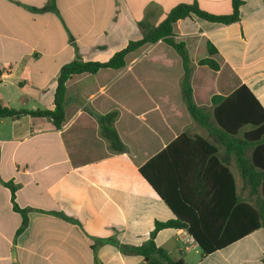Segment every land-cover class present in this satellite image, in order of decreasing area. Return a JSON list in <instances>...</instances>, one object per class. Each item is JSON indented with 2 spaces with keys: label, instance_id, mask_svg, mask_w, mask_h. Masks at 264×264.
I'll return each instance as SVG.
<instances>
[{
  "label": "crops",
  "instance_id": "0c3cea01",
  "mask_svg": "<svg viewBox=\"0 0 264 264\" xmlns=\"http://www.w3.org/2000/svg\"><path fill=\"white\" fill-rule=\"evenodd\" d=\"M193 1L0 0V103L16 111L53 110L65 65L109 62L143 39L141 24L159 26L177 6ZM195 1L211 15L233 14V0ZM241 1L234 24L195 15L177 24L194 65L195 102L209 127L192 119L182 99V61L163 43L143 49L121 72L73 77L62 129L51 118L30 114L0 119V264H147L117 245L141 247L157 223L177 219L139 168L183 134L216 146L236 182L237 199L264 211L262 193L252 196L235 156L216 138L211 105L213 95L242 84L264 108V0ZM208 45L222 65L216 74L199 66ZM82 83L88 84L77 93L80 99L68 104ZM113 111L120 113L116 129L127 153H111L95 116ZM251 130L246 126L244 133ZM219 172L214 167L205 183L197 169L194 187L181 190L213 234L227 224L223 215L234 211L232 189L221 201L212 186ZM15 203L27 210L22 232ZM231 215L224 239L230 245L209 255L188 243L186 229H163L155 242L185 264H264V229L250 231L255 220L249 222L243 205Z\"/></svg>",
  "mask_w": 264,
  "mask_h": 264
},
{
  "label": "trees",
  "instance_id": "16d2710c",
  "mask_svg": "<svg viewBox=\"0 0 264 264\" xmlns=\"http://www.w3.org/2000/svg\"><path fill=\"white\" fill-rule=\"evenodd\" d=\"M241 0H233V14L225 16L211 15L202 10L194 0L190 5L180 4L173 9L168 17L158 26L141 24L143 39L130 42L127 48L118 52L109 62H84L75 60L65 65L58 78V87L55 91L53 110L46 111H16L9 109L0 103V119H15L24 114L33 117H48L53 119L57 129H62L66 123V99L67 88L73 77L85 75H97L102 70L121 72L125 70L138 57L141 51L156 43H163L179 56L182 61L183 77L181 79V93L184 104L194 121L202 126L209 127L208 115L195 102L192 63L186 44L178 40L177 24L192 15L210 23L234 24L239 21ZM132 55V56H131ZM217 51L212 45L207 47V55L199 61V66L205 67L209 73L216 74L221 71V63L216 58ZM1 74V72H0ZM214 107L213 119L217 125L216 138L219 140L227 154L234 155L242 178L251 187L252 196L260 192L264 200V108L255 98L252 91L246 85H239L233 92L215 94L211 99ZM119 111H113L103 115H95L101 127V133L109 145L111 153H127L128 147L123 143L116 129V121ZM246 126L252 130L244 133ZM216 146L207 142L202 137L192 138L187 134L179 136L160 155L151 159L139 168L142 176L154 187V191L176 213L177 219L166 223H157L151 238L141 247H128L117 245L119 249L128 255H139L145 258L147 264H185L184 261L173 259L164 249L159 248L155 242L157 234L166 228L186 229L196 240L203 254L209 255L216 250L230 245V241L224 240L226 232L231 228V219L227 214L223 219L227 224L218 228L213 234L202 223V217H195L194 204L187 198H181V190L184 187H194L195 172L201 171V178L206 183L209 173L214 167L220 169L219 176L213 183L215 193L221 201L228 187L234 193L233 214H237V204L248 210V219L255 220L250 225V231L264 229V211L255 210L250 204H242L237 199V185L226 163L218 156ZM200 177V176H199ZM177 189H180L177 190ZM15 202V189H12ZM224 202V201H223ZM264 202V201H263ZM15 209L23 215V223L19 230L22 232L27 226V210L21 209L15 203ZM240 237V236H239Z\"/></svg>",
  "mask_w": 264,
  "mask_h": 264
},
{
  "label": "rangeland",
  "instance_id": "374dc122",
  "mask_svg": "<svg viewBox=\"0 0 264 264\" xmlns=\"http://www.w3.org/2000/svg\"><path fill=\"white\" fill-rule=\"evenodd\" d=\"M87 84L88 83H82V84H80V85H78L76 88H73V90H72V94H71V96H70V99H69V102H68V104H70V103H74L76 100H79L80 98H79V96L77 95V93L81 90V88H85L86 86H87ZM75 93V94H74ZM75 95H77L76 97H75ZM79 98V99H78Z\"/></svg>",
  "mask_w": 264,
  "mask_h": 264
},
{
  "label": "built area",
  "instance_id": "2783aa9c",
  "mask_svg": "<svg viewBox=\"0 0 264 264\" xmlns=\"http://www.w3.org/2000/svg\"><path fill=\"white\" fill-rule=\"evenodd\" d=\"M188 243L189 244H194V245L197 244V242H196V240H195V238L193 236H191V238L188 239Z\"/></svg>",
  "mask_w": 264,
  "mask_h": 264
}]
</instances>
